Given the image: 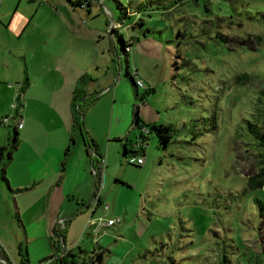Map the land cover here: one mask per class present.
I'll list each match as a JSON object with an SVG mask.
<instances>
[{"label": "rangeland", "instance_id": "obj_1", "mask_svg": "<svg viewBox=\"0 0 264 264\" xmlns=\"http://www.w3.org/2000/svg\"><path fill=\"white\" fill-rule=\"evenodd\" d=\"M106 1L122 20L108 28L102 14L97 21L110 35L118 28L134 40L128 72L141 79L137 94L144 97H135L130 77L122 76L123 52L110 54V92L117 102L112 105L110 93V133L120 130L121 138L110 139L95 189L108 207L100 203L92 214L84 209L58 221L65 224L63 248L81 250L77 259L84 264H264V180L261 188L245 183L260 164L246 121H259L264 110V0H181L167 8L171 0ZM136 103L146 127L169 123L173 132L160 143L144 131L143 161L134 165L129 150L139 148L141 131L131 122ZM12 134L10 124L7 143ZM108 217L117 221L107 225ZM4 220L10 222L1 223L8 228L3 244L10 262L20 244L27 264H37L43 242L24 238L22 219ZM2 263L9 264L0 253Z\"/></svg>", "mask_w": 264, "mask_h": 264}, {"label": "crops", "instance_id": "obj_2", "mask_svg": "<svg viewBox=\"0 0 264 264\" xmlns=\"http://www.w3.org/2000/svg\"><path fill=\"white\" fill-rule=\"evenodd\" d=\"M101 1L105 11L100 10V0H89L84 8L69 0H0V145L8 141L10 124L17 136L16 146L4 167L6 182L0 178V247L3 251V240L8 239V228L4 229L3 224L10 223L4 219L19 222L22 219L24 238L32 241L38 237L46 256L52 251L50 241L54 237L61 238L64 247L63 236L53 233L54 227L62 232V226L58 225L60 218L65 222L74 218L69 217L70 214L84 209L92 214L102 203L101 192L96 190L95 193V189L107 168L103 169L110 156V139L121 138L120 130L110 133V93L112 105L116 102L114 92H110V61L113 60L110 54H122L114 33L122 39L129 35L124 38L118 28L110 35V30H106L108 25L122 17L113 15L110 4ZM138 10L140 8L128 7L123 17L126 12ZM101 14L107 28L97 21ZM102 42L106 49L99 51L98 45ZM126 64L123 72L125 68L128 70ZM120 69H116L117 75ZM81 75H85L83 86L78 83ZM118 80L122 81L114 76V82ZM76 86L82 87L84 93L95 90L97 93L83 109L82 127L96 145L95 149H90V154L81 131L72 126L71 93ZM134 88L137 90L135 85ZM10 102L15 103L13 108ZM6 115L8 118L2 121ZM66 146L69 151L62 166ZM90 155L97 158L96 161H92ZM99 162L96 180L92 164ZM62 225L64 228L65 224ZM17 261L18 258L12 260V264ZM48 261L44 260L43 264H49Z\"/></svg>", "mask_w": 264, "mask_h": 264}, {"label": "trees", "instance_id": "obj_3", "mask_svg": "<svg viewBox=\"0 0 264 264\" xmlns=\"http://www.w3.org/2000/svg\"><path fill=\"white\" fill-rule=\"evenodd\" d=\"M175 1L179 2L181 0H171L169 2V4L164 6L163 8H167V7H170L171 5L176 4L177 2H175ZM69 2H71L73 5H76V6L80 5V0H72V1L69 0ZM136 8L138 9V6ZM138 19L140 20V17ZM128 38H131V36L129 35ZM118 39H119V44L121 46V50H122L123 54H126L128 51V48H126V47L127 46L129 47V45H130L128 40L122 39L121 36H119ZM124 63H127L126 58H124ZM125 67H127V64L125 65ZM123 73L130 77V79H131L133 85H135V87L142 85V81L139 78H136V79H139L141 81V85H137L135 83V77L133 76L132 73L128 72L127 68H125V71ZM242 76L246 77V74L242 73ZM78 83L80 85L85 83V75L80 76ZM150 89L151 88L145 89V92L149 91ZM82 92H83L82 87L76 86L73 88L72 93H71L72 94V97H71V104L72 105L71 106H72V113H73L72 126L76 127L77 129H79L81 131L84 142L86 143V147L88 148V154H90V152H89L90 149L91 148L95 149L96 145H95V142L93 141V139L87 134L85 129H83V127H82L81 113H82L84 107L87 106L88 104H90L97 97V93L96 92H94V93L92 92V94L89 93L90 95L88 94L87 96H85V100L83 102H79V97H81V94H82V97L85 95L84 92L83 93ZM135 97H137L140 101H142L144 95L143 94H137V90L135 89ZM137 106H138L137 103L133 104L132 123L134 125L138 126L141 130L139 133L140 142H143L146 138L145 134H143L144 132L142 131V127H145L147 131H149V130L153 131L156 134L160 143L166 142L170 138V136L173 132L171 125L169 123H158V124L151 123V124H149L148 127H146V125L139 120V117L137 114ZM246 129L252 135V137L255 139L256 144L260 148L259 150H257L255 152V154L258 157L257 160L260 164L257 166V169L253 174L248 175L246 177L245 183L248 187H259V188H261L262 181L264 180V110L259 117V121H251V120L246 121ZM16 142H17L16 130L13 129L11 141L9 143L0 145V178L5 182H6V176L4 173V167L11 157V153L16 146ZM122 145H123V152L126 153L128 150V148L126 146V142H122ZM138 146H139L138 149L136 148V150H129V151L134 152V154H137V153L141 154L140 151L143 149V145L139 144ZM68 151H69V146H66L64 149V152H63V158L61 160L62 166L64 164V159H65ZM90 156L92 158V161L93 160L96 161L97 158H94V156H92V155H90ZM93 165H94V170H95L96 180H97V173H98L97 171H99L100 162H99V164L96 163V164H92V166ZM89 201L90 200L86 201V203ZM256 202H257L259 208L262 210L263 207L261 206V203L259 202V200H256ZM83 203H85V202L81 201V204H83ZM60 232H58L55 227L53 228L54 235H57V233H59L60 236H62ZM59 243H61V238L53 239L52 241H50V244L54 250H52L48 255L43 256L39 260V262L43 263L44 260L49 259L50 260L49 264H77V263L84 264L85 263L84 260L77 259V256H79L78 252H81V250L73 252L71 247L68 249H65V248L60 247ZM17 249H18L17 254L19 255L17 264H27V258H26L25 251L22 252L19 245H18ZM61 251L63 253H61L60 255H56V253L61 252ZM0 253L3 256V258H5L7 260V262H9V264H12L10 262V260L8 259L7 255L5 254V252L3 251V249H1V247H0ZM97 256H98L97 259L100 261L101 250L98 252ZM2 262H4V261H2Z\"/></svg>", "mask_w": 264, "mask_h": 264}, {"label": "built area", "instance_id": "obj_4", "mask_svg": "<svg viewBox=\"0 0 264 264\" xmlns=\"http://www.w3.org/2000/svg\"><path fill=\"white\" fill-rule=\"evenodd\" d=\"M88 1H89V0H81V1H80V6H84ZM126 39L128 40V42H129V44H130L131 39H130V38H126ZM126 48H129V47L127 46ZM135 83H136L137 85H141V81H140L139 79H136V78H135ZM16 96H17V97H20V93H19V92H16ZM9 105H10L11 108H13L14 105H15V103H14V102H10ZM7 118H8L7 115L4 116V117H2V121H5ZM17 125L20 126V125H21V122L18 121V122H17ZM142 131H143V132L146 131V128H145V127H142ZM144 143H145V141H144V142H140V143H139V141H138V142L136 141V142H135V146H138L139 144H140V145H143ZM130 160H131L132 163H134V164H140V163L143 161V155L140 154V153H137V154L133 155V156L130 158ZM107 207H108L107 202H102V208H107ZM58 221H63V219L60 218ZM115 221H117V218H107L106 221H105V224L110 225V224H113ZM61 226H63V225H61ZM40 264H43V263H40Z\"/></svg>", "mask_w": 264, "mask_h": 264}]
</instances>
